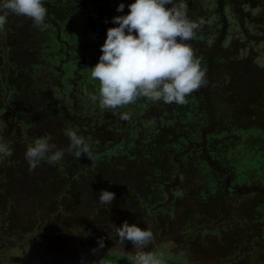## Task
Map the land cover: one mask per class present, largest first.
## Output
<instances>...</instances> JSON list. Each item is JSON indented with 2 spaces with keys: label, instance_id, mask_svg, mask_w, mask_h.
I'll return each instance as SVG.
<instances>
[{
  "label": "rangeland",
  "instance_id": "rangeland-1",
  "mask_svg": "<svg viewBox=\"0 0 264 264\" xmlns=\"http://www.w3.org/2000/svg\"><path fill=\"white\" fill-rule=\"evenodd\" d=\"M52 2L57 14L46 20L51 24L40 38L31 39L43 47L31 62L33 51L27 61L16 57L23 62L17 68H26L19 71L18 82H29L27 89L33 91L6 113L14 111L15 120L0 128V139L12 148V155L0 162V264L129 258L134 245L121 244L115 231L125 221L150 228L155 239L149 247L163 250L165 260L260 264L253 254H264V16L259 23L243 18L264 0H188L189 16L205 21L188 43L207 83L185 105L141 97L116 110L101 109L90 98L99 88L90 72L112 17L126 14L132 0ZM121 2L125 8L118 13ZM234 71H245L246 79L238 80ZM122 111L130 119L121 120ZM66 127L89 145L108 137L135 141L131 145L146 151L143 138L164 142L155 161L170 155L176 166L161 163L164 171L153 182L155 192L139 184L140 169L121 171L122 145L111 157L117 172L109 176L110 170L105 171L104 181L88 172L87 156L76 159L67 152L61 161L42 160L30 171L27 146L45 137L55 148H66ZM103 189L115 192L111 205L97 200ZM100 237L103 248L97 247Z\"/></svg>",
  "mask_w": 264,
  "mask_h": 264
},
{
  "label": "clouds",
  "instance_id": "clouds-1",
  "mask_svg": "<svg viewBox=\"0 0 264 264\" xmlns=\"http://www.w3.org/2000/svg\"><path fill=\"white\" fill-rule=\"evenodd\" d=\"M46 0H0V31L9 15L23 16L32 21L41 32L47 28ZM126 14L112 17L113 26L107 29L106 39L100 46L98 62L91 67L90 76L99 82L98 92L89 94L101 109L116 110L144 97L152 102L185 105L191 93L207 83L205 70L188 41L205 23L188 14V0H132ZM125 4L116 11L123 13ZM107 22V21H106ZM121 120L130 119L127 111L119 113ZM6 123L0 128H6ZM69 144L55 148L45 137L29 144L24 153L29 170L42 160L55 164L65 153L79 159H92V149L84 136L72 127L63 129ZM12 155V148L0 139V162ZM115 192L103 189L97 200L111 205ZM120 243L131 241L134 251L131 264H166L165 252L150 248L154 233L148 227L125 221L116 228ZM98 248L104 247V238H98ZM94 264H110L100 258Z\"/></svg>",
  "mask_w": 264,
  "mask_h": 264
},
{
  "label": "trees",
  "instance_id": "trees-1",
  "mask_svg": "<svg viewBox=\"0 0 264 264\" xmlns=\"http://www.w3.org/2000/svg\"><path fill=\"white\" fill-rule=\"evenodd\" d=\"M52 1L53 0H46L45 3V7L47 9L46 20L49 19L52 20V18L57 14L56 7L54 6V3ZM241 9L243 10L242 6ZM254 11H255L254 13L250 14V17H245L243 18V20H246L250 23H259L260 21L259 17L264 16L261 15L264 14V2H260V5H258L256 7V10ZM246 12H248V10H246ZM236 16L240 18L241 12L240 14H237L236 12ZM46 23L48 26H50L51 24L48 22ZM224 23L225 21L222 20V24ZM242 23L243 22H240V25H242ZM225 28L227 30H231V26L229 24L225 26ZM200 33L202 37H205V34L207 35V30L206 29L201 30ZM42 34L43 32H41L39 29L33 26L32 21L30 19L23 16L18 17L15 15H9L4 30L0 31V101H1L0 111L2 112L0 119L2 124H4L5 122L10 123L12 119L15 120L14 119L15 117L13 118L14 114L12 115L14 111L9 112V115H6V113H8L10 108L11 109L15 108L14 110H16V104L18 102L22 101L19 104H24L23 98L26 97L28 93H30L29 91H33L32 88L27 89V83L29 82H23L21 80H19L20 82H18V79H20L21 77L19 71L24 70L26 68L20 69L17 67L23 65V62H20L22 59L25 58L24 60L27 61V57L28 58L31 57L32 55L31 51H33V55H32L33 58H29L28 61L31 62V60L34 59V57L37 55L36 53H38V49L40 50V48L43 47V44H38V43L33 44L31 39L33 37L40 38ZM4 51L6 52V54L4 53ZM17 56H19L20 57L19 59L21 60L16 58ZM247 70L249 69L246 68V71ZM234 74L237 78L238 76H240V79L238 80H242V81H244L247 76L245 71L242 73L239 71H234ZM27 76L28 79L32 78L31 73H29ZM4 116H6V118ZM95 141L96 140L90 143V145H92L95 148V150H92V159L91 160L89 158L87 159V161L91 163V167L87 168V170L88 172L89 171L91 172V170H93V172H96V176L101 179L103 178L105 171L108 170H110L111 172V175L109 176L115 175L114 173L117 172L115 166L118 163L115 162L114 161L115 159H112L111 157L117 152L118 148H121V145L124 147L128 142H129L128 147H126V149H123L122 147L121 149L122 151H120L123 153L122 155L124 154L126 155L125 158L124 157L121 158L125 162L123 166H120L122 167L121 171L125 172L128 168H132V167L140 169L139 170L140 175H138L137 180L139 184H142L144 185V187H146L145 189L146 191L149 192H151V190H153L154 192L158 191L157 188H153L154 186L153 182L155 180L157 184L158 182L157 180L162 179L164 166H162L161 163L166 164L168 168L170 167L172 168V166L175 165L173 162L169 160L170 155L166 157V155L164 154V156H162V160L160 159L155 161V159L159 155V153H156L157 147L160 144L163 145V148L165 146V143L161 141L157 142L151 139L145 140L143 138V140L140 141L145 145L146 151H143L141 146L137 147L131 145V143L135 141L132 142L128 141L125 143L122 142L120 139H109L108 137H105L102 141L97 139L98 143ZM109 144L110 146H108ZM145 155L149 157L150 161L149 160L147 162L145 161ZM101 179L98 181H101ZM162 186L164 185L161 184V187ZM259 253L255 252V254H253L254 255L253 257L259 260L258 262H260V264H264V254H259ZM106 260H108L110 264H131L129 258L120 255H112L106 258ZM166 264H178V263L175 261L166 260Z\"/></svg>",
  "mask_w": 264,
  "mask_h": 264
}]
</instances>
